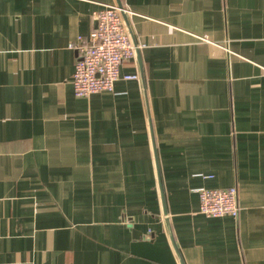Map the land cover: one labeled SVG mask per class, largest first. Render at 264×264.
I'll return each mask as SVG.
<instances>
[{"label": "crops", "instance_id": "obj_1", "mask_svg": "<svg viewBox=\"0 0 264 264\" xmlns=\"http://www.w3.org/2000/svg\"><path fill=\"white\" fill-rule=\"evenodd\" d=\"M121 1L137 58L78 98L117 1L0 0V264H264V0ZM234 186L238 219L200 213Z\"/></svg>", "mask_w": 264, "mask_h": 264}, {"label": "built area", "instance_id": "obj_2", "mask_svg": "<svg viewBox=\"0 0 264 264\" xmlns=\"http://www.w3.org/2000/svg\"><path fill=\"white\" fill-rule=\"evenodd\" d=\"M132 11L118 3L106 5L95 13L96 29L87 37H79L70 43L75 51L76 62L72 83L75 96L88 98L94 94L113 92L120 79L122 66L136 60L140 49L132 39L125 23V16ZM140 75L126 76L125 80H138ZM200 200V213L208 218L240 216L239 190L236 186L227 189L196 190Z\"/></svg>", "mask_w": 264, "mask_h": 264}, {"label": "water", "instance_id": "obj_3", "mask_svg": "<svg viewBox=\"0 0 264 264\" xmlns=\"http://www.w3.org/2000/svg\"><path fill=\"white\" fill-rule=\"evenodd\" d=\"M116 1H117L118 5L120 7H123V3H122L121 0H116ZM125 19H126V16H125ZM140 66H141V69H142V64L141 63H140ZM157 164H158V161H157ZM158 175H159V186H160V191H161V195H162L163 207H164L165 214L167 215V208H166V202H165V194H164V190H163V185H162V180H161L159 168H158Z\"/></svg>", "mask_w": 264, "mask_h": 264}]
</instances>
